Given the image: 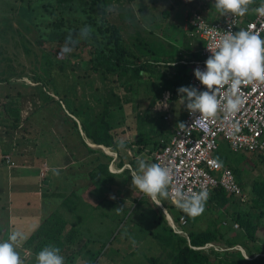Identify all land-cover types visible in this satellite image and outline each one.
Wrapping results in <instances>:
<instances>
[{"label": "trees", "instance_id": "trees-1", "mask_svg": "<svg viewBox=\"0 0 264 264\" xmlns=\"http://www.w3.org/2000/svg\"><path fill=\"white\" fill-rule=\"evenodd\" d=\"M111 1L40 0L38 3L31 2L33 6L26 5L24 8L25 12H33V10L39 8L41 19L49 18L47 23L48 29H41V37L34 41L38 47H42L45 43L47 45V51H42L40 54L39 63H35L37 61L36 54L25 44V37L20 33L18 37L22 40L21 45L24 51L31 53L34 58V64L31 68L32 73L31 75L28 74L30 75V79L33 80L32 83H35L33 84L35 86L33 87L35 94H39L38 96L43 100L41 105H45L50 101L56 102L59 105V109H62V105H64L63 109H66L68 112L64 116L71 122L74 131L81 139L87 152L93 154L91 158L93 166L89 171L91 182L95 186L103 184L106 187L108 184L110 187L108 186L106 190L108 193L104 195V199L109 197V201L113 200L112 204H114L115 202H123V200L117 199V195L115 194H117L120 188L119 182L121 177L129 171L125 167L118 173L111 172L109 170V163L113 157L104 153L101 148L87 145L85 138L92 144L103 145L116 152L118 156L116 166L118 168H122L125 163H129L131 169L136 170V161L134 158H129L127 154L128 150H132L133 156L142 154L145 149L153 152L160 146V139H168L174 128H170L164 121V114H161L156 121L158 122V130L156 132L158 134L156 136L149 134V132L142 130V127H140V134L135 139L120 138L113 131L111 120L109 119L111 112L121 108L124 103H135L138 88L142 83H145L144 81L148 82L146 84H149L148 86L151 88V104L157 101L166 90L171 92V99L175 97L179 98L180 96L177 93L179 87L192 86L190 83L192 65L189 61L201 58L200 49L203 46V42L195 37L193 39L195 43L193 44L185 33L184 35L188 39H183L182 42H176L175 39H163L164 42L159 38L148 41L143 36H139L141 35L140 31H137V36L134 39L126 41L122 28L107 19L108 4ZM127 1L135 4L136 11L141 14L143 20H148V18L144 19V16L147 14L146 12L149 7L152 6L153 0ZM21 2L22 0H19L17 6L13 8L16 11L15 13L18 12ZM168 14L167 11H162L160 18L162 19V17L168 16ZM0 15V25L3 24L6 28L11 27L16 31V28L8 21L9 18L4 13H0ZM242 17L244 19L252 18V16L247 14ZM131 21L136 23L133 15H131ZM146 22L150 25V29L148 28L149 34H152V28H155L158 23L153 26L150 20ZM45 25L44 23L42 26ZM177 28L179 29L178 26ZM77 35L80 37L78 38ZM5 41V31L3 32L1 29L0 126L8 130L20 127L21 103L17 98H13L9 92L3 93L2 89L10 86L12 83L27 86L28 84L19 80L23 76L29 75L27 74L28 68L18 61L17 53L8 51ZM14 44H18L16 39H14ZM65 46L70 48L71 51H66ZM82 50L88 54L87 60L82 59ZM56 51H60L64 55L58 58ZM77 55L81 64L83 62L90 64V70L93 73L100 74L102 78L108 76L115 77L112 79V82L116 83L109 85L104 94L101 95V98L100 95L97 97L102 105V109L99 112H96L86 100L75 103L73 87L60 90L51 79L50 81L48 79L44 81V78L50 77L49 68L53 64V57L58 58L62 62L67 61V58L69 60ZM41 59H43L42 62ZM182 61H186V63ZM57 68L63 70L64 66L63 64H59ZM26 69L27 72L25 71ZM47 83H50L53 91L49 90L50 88H48ZM116 88H122L124 93L120 94ZM19 94L21 95L18 92ZM55 96H57V99ZM185 113L186 108L183 101L182 118ZM6 114L9 116H6ZM139 120H141L140 116H138ZM181 120V118L176 119L174 121L175 126ZM121 141L124 143V148L118 149L117 144ZM223 144L227 147V151H223ZM226 144L221 141L214 156L220 163L231 168L242 192L246 194V201H240V199L227 193L220 187L216 188L206 202L205 210L207 214L204 213L202 215L206 217L210 212L214 214L210 215L211 218L208 219L205 228H194V223L200 216L193 221V217L186 215L168 199L163 200L162 207H159L150 197L142 192L132 197L135 208L140 207L143 200H145L154 209L155 216L152 217L151 221L154 228L149 233L161 247L162 253L158 256L152 255L147 257L149 264H264V241L259 242L256 237L261 220L264 219V181H254L250 186V190L246 193L242 168L248 163V158L252 154L243 150L233 151ZM257 154L264 162V152H257ZM125 157H128L130 160L128 162L124 161ZM114 178L119 179L118 182ZM102 202L103 199L96 204L94 210L97 207L101 208ZM242 202H248L247 206L241 205ZM109 203L111 204V202ZM223 207H227L228 209L234 208L232 213H230L231 223L227 227L225 226L227 223L224 221L227 219L226 214L219 213ZM163 208L167 210L176 223H179L181 216L186 218L188 225L182 226V230L185 229L186 236L174 231L165 218V214L162 211ZM235 223L239 227L238 233L236 228L233 227ZM68 225V221L62 215L51 213L39 224L35 232L25 240V244L29 246L38 238L39 244L30 246L32 249L35 248L38 253L48 245L59 247L60 255L67 249L70 252H74V249L68 246L69 235L72 233L75 235L79 231L74 229V225H70L66 229ZM224 226L226 229H224ZM63 237L66 239L67 243L65 245L67 247L61 244ZM6 239V231L0 226V241ZM210 242L223 243L225 247L224 249H216L214 246L204 248ZM237 244L241 245L248 257H245L241 250L232 248ZM21 251L25 252L23 249ZM33 252L30 256H34L33 258H35L37 254L34 250ZM71 256V254H67L65 257L70 258Z\"/></svg>", "mask_w": 264, "mask_h": 264}, {"label": "rangeland", "instance_id": "rangeland-1", "mask_svg": "<svg viewBox=\"0 0 264 264\" xmlns=\"http://www.w3.org/2000/svg\"><path fill=\"white\" fill-rule=\"evenodd\" d=\"M39 1L40 0H22L18 12L15 13L16 11H14L13 8L17 6L19 0H0V13H4V15L9 18L8 21L10 24L16 28L15 31L11 27L6 28L5 25H0V30L2 29L3 32L5 31L7 49L10 52L17 53L18 61L28 68V72L27 69L25 71L30 75L32 73L31 68L34 64V58L31 53H26L24 51V48L21 45L22 40L18 35L20 33L25 37V44L36 54L37 61L35 63H39L38 59L40 58V54L42 51H47V45L45 43L42 47H38L34 41L41 37V29H48L47 23L49 18L41 19V15L39 14L40 10H38L39 8L33 10V12H25L24 9L26 5L33 6L31 2L38 3ZM262 1L263 0H254V2L248 6L249 12L246 14L252 13ZM145 2L147 3V1ZM213 3L214 0H153L152 6L149 7L146 12L147 14L144 16V19L148 18L153 26L158 23L155 28H152V34H149L150 25L146 22L148 20H143L141 14L136 11L135 4H132L127 0H112L108 4L107 19L122 28V33L126 41L134 39V37L137 36V31H140L141 35L139 36H143L148 41L157 40L159 38L161 40L175 39L176 42H182L183 39L186 40L189 38L194 44L195 41L193 39L195 36L191 34L188 25L190 12L197 9L203 13L205 17H208L206 16L207 14L210 16L217 14L216 17H219L220 13L215 10ZM162 11H167L169 14L161 19L160 13ZM246 14L244 16H246ZM131 15L134 16V21L136 23L131 21ZM44 23L46 25L42 26ZM77 37L79 38L80 36L77 35ZM14 39L17 40V45L14 44ZM81 53L83 57L82 59L87 60L88 54H86V51L82 50ZM56 55L58 58H61L64 54L60 51H56ZM58 58L53 57V64L49 68L50 77L44 78V81H47V79L50 81L51 79L52 82L56 83V86H58L60 90L73 87L75 103H80L83 100H86L96 112H99L102 109V105L97 97L100 95L101 98V95L104 94L106 88L109 85L116 83L112 82V79L115 77L108 76L102 78L100 74L93 73L90 70L89 63L86 64V62H83L81 64L79 62L80 59L78 55L73 56L69 60L67 58V61L62 62ZM42 61L43 59H41V62ZM59 64H63V70L57 68ZM30 75L23 76V78L19 80L28 84L27 86L12 83L10 86H6L2 89L3 93L9 92L12 94L13 98L20 100L21 124L18 129L15 128L8 130L3 126H0V149L9 150L14 146L17 148L14 153L20 151L23 153L27 152L30 153L28 155L35 158V156L41 155V141L44 140V138L48 140V135L50 134L53 138L55 136L57 143H60L62 148H64V146H78V149L84 150L85 148L79 140L80 138L77 133L74 131L71 122L64 116L65 113H68L66 109H63L64 105H62V109H59V105L52 101L45 105H41L43 100L38 96L39 94H35V89L33 88L35 87L33 86L35 83H32L33 80L30 79ZM144 82L145 83H142L138 88V93H136L137 100L135 103H124L121 108L115 109L111 112L109 119L111 120L113 131L116 132L120 138H126L129 140L135 139L140 134V127L151 135L156 136L158 134L156 133L158 130V122L156 121L161 114L165 113L155 110L156 102L159 101L160 98L154 103H150L152 96L151 88L148 86L149 84H146L148 82ZM47 84L48 88H50L49 90L53 91V87L50 86V83ZM116 90L120 94L124 93L122 88H116ZM18 92L21 93V95H18ZM51 95L53 94L51 93ZM55 98L57 99V96H55ZM182 107V98L175 97L170 99V116L164 118V121L171 129L175 127L174 121L176 119H182ZM6 116L9 115L6 114ZM138 116L141 117V120L139 121ZM42 135L45 136L41 138ZM223 142H225V144L227 143L226 141ZM102 151L111 156L114 152L111 148H104ZM223 151H227L225 145ZM247 153L252 154V156L248 158V163L242 168V177L245 183L246 193H248L250 186L254 181H264V162L257 153ZM77 154V168L80 166L79 164H82V166L79 167L80 171L85 172L86 170H89L91 167L89 161L92 156L89 155L90 158L87 156L85 157L84 153L79 150L77 151ZM127 154L129 158H134L136 161V168L138 167L137 157L144 158L148 163H154L152 160V152L148 151V149H145L142 154L136 156H133L132 151L131 154L128 152ZM213 154L215 155L216 153L213 152ZM13 156L18 160L16 154H13ZM25 158L28 161L31 159L25 154V156L22 157L21 160H18V162L22 163V160H25ZM129 160L128 157H125L124 159L126 162ZM33 161L34 160L32 159V162ZM117 161L118 156H116L115 161L112 160L109 163V169L115 173H118L116 172L118 169L116 166ZM19 166H21V164ZM125 167L129 172L121 177L119 182L120 188L117 191L116 196L123 200V202H115L112 204L114 201H109V197H107L103 200V207L101 204V208L97 207L92 213H86L87 219H84L85 225H78V227L81 228L82 234L87 238H91L92 241H88L83 247L73 248L74 252H70L68 249L64 251L61 255L65 258L67 263L74 260L72 264H121L123 262H126L127 264H149L147 257L152 255L158 256L162 253L161 247L149 233V231L154 228L151 223L152 217L155 216L154 209L150 206V203L148 204L145 200H143L140 207L135 208L132 197L141 194V192L131 184V175L134 170L126 164ZM45 169V165L40 168V172L44 173V175L46 173ZM34 170L35 169H33V171ZM7 175L6 166L2 159H0V178L2 177L0 180V185H2L0 188V195H2L3 192H6ZM41 177L42 176L40 175V178ZM109 202H111V204ZM247 204L248 202L241 203L243 206H247ZM233 207L229 209L223 207L219 212L220 214H226L227 216V219L224 220L227 223L225 224L226 227L231 223L230 213L234 210ZM204 213L207 214L206 210L203 214L199 215L200 217H195L196 219L199 218L194 223V228L203 229L206 227L208 219L211 218L210 215L212 212L208 213L206 217L202 216ZM165 218L167 221L170 220V217L168 216L167 218L166 214ZM195 218H192V220L194 221ZM225 226L224 229H226ZM78 227L76 228L80 232ZM233 227L236 228L238 233L239 227H235L234 225ZM177 230L180 231L179 234L186 236L185 229L182 230L178 227ZM256 237L259 242L264 241V219L261 220V224L256 232ZM210 246H214L216 249H224L225 247L223 243L210 242L205 245L204 248ZM232 248L241 250L242 254L245 257H248L241 245L237 244ZM19 250L20 249L16 248V251L21 257L24 255V251L20 250V252ZM28 250L30 253H34V250L35 253L38 254V251H36L35 248L32 249V247H29ZM67 254H71L72 256L67 258L65 257ZM33 257L30 256L29 264H37L36 257Z\"/></svg>", "mask_w": 264, "mask_h": 264}, {"label": "built area", "instance_id": "built-area-1", "mask_svg": "<svg viewBox=\"0 0 264 264\" xmlns=\"http://www.w3.org/2000/svg\"><path fill=\"white\" fill-rule=\"evenodd\" d=\"M264 4V0L257 6ZM256 8V9H257ZM191 34L202 40L200 59L189 61L192 65L190 83L200 91L205 87L194 76V69L205 68V61L211 52L218 50L217 45L221 38L229 31L235 33L241 29L257 33L264 39V16L255 14L250 19H244L231 13L220 18H208L199 10L190 12L188 19ZM186 63V61H182ZM230 85H225L217 94L221 106L214 118H205L197 113L198 119L189 115L186 110L182 120L174 127L168 139H160V146L152 152L154 163L170 167L173 171V179L169 186L168 200L175 204V191L177 188L184 192L207 191L208 197L213 190L220 187L227 193L232 194L240 201H246V195L242 192L230 167L220 163L214 156L221 141H226L233 151L264 152V82L253 81L242 84L234 93L229 91ZM239 96L241 104L238 110L228 113L224 111V103L228 95ZM172 94L169 90L162 93L160 100L156 102L155 110L165 113L164 118L170 115V99ZM181 122L187 127L181 128ZM132 150H128L131 154ZM113 152V161L116 159ZM6 163L13 165L8 155H5ZM131 167L129 163H125ZM118 168L120 172L124 167ZM113 172V171H112ZM44 173L39 172V176ZM169 220V219H168ZM170 226L176 231L187 224L186 218L180 217L179 223L170 217ZM237 227V224H234Z\"/></svg>", "mask_w": 264, "mask_h": 264}, {"label": "clouds", "instance_id": "clouds-1", "mask_svg": "<svg viewBox=\"0 0 264 264\" xmlns=\"http://www.w3.org/2000/svg\"><path fill=\"white\" fill-rule=\"evenodd\" d=\"M254 0H214L215 10L221 16L231 13L244 16L249 12V5ZM264 16V4L255 9ZM218 50L211 52L205 61V68L194 69V76L205 87L200 91L193 86H181L177 89L183 99L189 115L198 119L197 113L205 118H214L221 106L217 94L225 85H230V93H234L242 84L253 81L264 82V39L257 33L241 29L238 32L229 31L217 45ZM66 51H71L65 46ZM241 104L239 96L230 94L224 103V111L231 113L238 110ZM187 127L181 122V128ZM118 149L124 148L123 141L118 142ZM137 169L132 172L131 184L144 193L157 205L169 198V186L173 179L170 167L160 163H148L142 157H137ZM54 175L59 170L53 169ZM207 191L187 193L177 188L175 191V205L190 217H197L205 211L208 200ZM114 198V197H113ZM25 239L19 231H12L6 240L0 241V264H24L20 254L16 251L19 241ZM37 264H65V258L60 255V248L54 245L45 246L36 255Z\"/></svg>", "mask_w": 264, "mask_h": 264}, {"label": "crops", "instance_id": "crops-1", "mask_svg": "<svg viewBox=\"0 0 264 264\" xmlns=\"http://www.w3.org/2000/svg\"><path fill=\"white\" fill-rule=\"evenodd\" d=\"M254 10L247 15L253 17L255 14ZM216 15L210 16L207 14L206 16L211 19L221 17V15L219 17H216ZM80 133L83 135L81 131ZM44 136L42 135L41 138ZM48 138V140L44 138L41 141V155L35 156V158L28 155L30 153L27 152L23 153L20 151L14 153L17 150L14 146L9 150L0 149V159L4 162L8 174L6 192L0 195V226L7 232V237L12 231H19L24 235L25 239L19 241L17 245L18 249L25 250L24 255L21 256L24 264H29L31 255L28 250L29 247L37 244L39 239H35L29 246L25 244V240L35 232L39 224L46 217L51 213H59L69 223L66 229L70 225H74V229L79 231L76 227L78 225H85L84 219H87L86 213H92L96 204L101 199L105 200L104 195L107 194L106 190L109 186L108 184L106 187L103 184L95 186L91 182L89 176V171L93 166L91 159L89 161L91 166L89 170L85 172L80 171L79 167L82 164H79L80 166L77 168L78 150L84 153L85 157L90 158V156H93V154L87 152L85 147L84 150L78 149V146H64L62 148V145L57 143L55 136L53 138L49 134ZM79 140L81 141V139ZM85 141L91 147L109 148L103 145L92 144L86 138ZM13 154H16L18 160H21L25 154L31 159L28 161L25 158V160H22V163H19ZM5 155L10 157L13 165L5 162L3 158ZM32 159L34 160L33 162ZM20 164L21 166H19ZM43 165L46 167V173L41 179L39 172ZM33 169L35 170L33 171ZM53 169L59 170V175H54ZM114 179L117 182L119 180L117 178ZM79 229L80 232H76L75 235L73 233L69 235V248L83 247L88 241H92L91 238H87L82 234L81 228ZM66 243L65 237H63L61 244L67 247ZM73 262L67 263L65 261V264H72Z\"/></svg>", "mask_w": 264, "mask_h": 264}, {"label": "water", "instance_id": "water-1", "mask_svg": "<svg viewBox=\"0 0 264 264\" xmlns=\"http://www.w3.org/2000/svg\"><path fill=\"white\" fill-rule=\"evenodd\" d=\"M161 207H162V205H161ZM163 212H164V214H166L167 218H168V216L170 217V215L168 214V212L166 211V209L163 208Z\"/></svg>", "mask_w": 264, "mask_h": 264}, {"label": "bare ground", "instance_id": "bare-ground-1", "mask_svg": "<svg viewBox=\"0 0 264 264\" xmlns=\"http://www.w3.org/2000/svg\"><path fill=\"white\" fill-rule=\"evenodd\" d=\"M107 149V148H106Z\"/></svg>", "mask_w": 264, "mask_h": 264}]
</instances>
